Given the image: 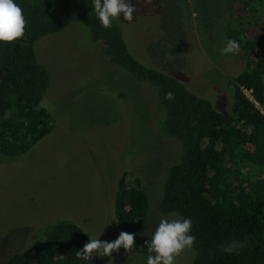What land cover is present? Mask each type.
<instances>
[{"label": "rangeland", "instance_id": "374dc122", "mask_svg": "<svg viewBox=\"0 0 264 264\" xmlns=\"http://www.w3.org/2000/svg\"><path fill=\"white\" fill-rule=\"evenodd\" d=\"M239 1L131 0L137 7L133 21L122 16L117 21L140 62L175 76L229 115L228 81L245 60L241 52L224 57L219 49L227 40V15ZM249 24L248 35L263 32ZM34 48L50 71L41 105L53 129L25 154L0 155V258L27 248L39 229L58 219L73 221L91 239L115 240L117 184L122 177L129 183L137 177L149 196V211L133 234V250L121 248L112 257L113 264H145L144 241L159 220L181 218L158 208L167 171L182 149L161 131L164 110L157 89L109 61L80 23L42 37ZM193 258L192 247L177 264H192ZM103 259L108 264V257Z\"/></svg>", "mask_w": 264, "mask_h": 264}, {"label": "trees", "instance_id": "16d2710c", "mask_svg": "<svg viewBox=\"0 0 264 264\" xmlns=\"http://www.w3.org/2000/svg\"><path fill=\"white\" fill-rule=\"evenodd\" d=\"M16 2L26 25L22 38L0 46V155L25 154L53 129L51 115L41 105L50 71L37 60L34 45L80 23L109 61L157 89V104L164 110L161 131L179 140L182 149L167 171L158 208L192 220V264H264V0H240L225 21L227 39L239 42L245 60L244 69L228 81L233 87L229 115L175 76L140 62L117 20L109 29L100 26L91 0ZM245 18L263 32L248 35ZM169 91L172 100L165 99ZM114 205L120 232H137L150 205L141 180L135 177L129 183L122 177ZM89 238L73 221L58 219L39 229L27 248L0 258V264H85L75 252ZM232 241L245 247L224 253L222 247ZM87 264H104V259Z\"/></svg>", "mask_w": 264, "mask_h": 264}, {"label": "clouds", "instance_id": "9594fccd", "mask_svg": "<svg viewBox=\"0 0 264 264\" xmlns=\"http://www.w3.org/2000/svg\"><path fill=\"white\" fill-rule=\"evenodd\" d=\"M92 11L100 26L109 29L114 20L132 22L137 11L131 0H91ZM26 19L21 5L16 0H0V46L17 41L24 36ZM240 51V44L234 39H227L219 54L224 57L235 56ZM172 92L165 94V99L172 100ZM192 220L190 218H161L152 232L150 239L144 241L147 250L145 264H177V257L185 250L192 249L195 236L191 234ZM134 245V235L120 232L113 241L88 239L83 247L75 252L79 261L90 262L96 258L103 260L108 257V264H113L112 253L123 248L131 252ZM245 247L242 241H232L222 247L227 254L238 252Z\"/></svg>", "mask_w": 264, "mask_h": 264}]
</instances>
